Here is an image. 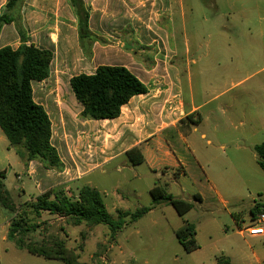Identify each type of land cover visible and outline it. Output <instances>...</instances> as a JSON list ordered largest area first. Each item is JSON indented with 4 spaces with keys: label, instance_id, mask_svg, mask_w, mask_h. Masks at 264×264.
Here are the masks:
<instances>
[{
    "label": "crops",
    "instance_id": "0c3cea01",
    "mask_svg": "<svg viewBox=\"0 0 264 264\" xmlns=\"http://www.w3.org/2000/svg\"><path fill=\"white\" fill-rule=\"evenodd\" d=\"M8 1L0 0V16L5 12ZM237 1L212 0V6L207 4L215 11L216 8L219 10L221 5L228 14L217 10L214 20L203 17V22L209 31L212 29L214 31V33L209 32L205 39L206 59L213 56L214 72L209 75L206 73L205 70L208 68L206 63L202 68V72L204 70L206 75H198L199 84L196 87L192 75H180L179 70L172 64V58L178 52L173 43L179 30V16L182 17L184 29L187 28L188 23L184 0H83L89 14V29L94 36L92 41H88L87 47L90 48L88 54L82 48L79 17L71 6L70 0H27L21 11V27L26 44H33L37 48L51 50L54 53L51 75L45 81L34 82L33 90L35 101L46 109L52 121V143L58 151L63 167L61 170L46 169L38 161L25 162L13 149L17 156L15 165L24 171L16 174L20 185L12 189V191L17 190L18 193L14 192V194L18 196V199L22 200L21 197L24 195L27 197L25 202L34 201L39 195L58 187H63L69 196L77 197L83 185H89L102 194L94 180L87 182L85 180L97 171L108 176L109 171L106 168L114 167L115 164L114 170L116 169L115 171L119 174H123L125 168L135 171L143 165H148L155 176L161 172L166 182L168 173H164V170L174 172V169L171 170L167 165L168 160L171 156L174 158L177 155L171 150L167 133L177 130L178 139L187 144L188 139L193 138V133L200 132L205 122L201 111L211 102L220 101L228 93L236 90L240 91L230 102L221 101V110L223 105L227 108L233 107L235 100L243 95L260 97L261 100L256 104L257 106L254 105L257 108L256 114L243 113L236 118L241 125L244 123L251 125L250 139L252 141L263 138L264 77L256 79V75L264 72V0H243L239 7H237ZM188 11L193 14L195 9L190 5ZM219 21H225V24L222 22L218 28L216 24ZM47 30H54V33L50 34L53 42L57 43L61 38V52L70 62L69 64L78 66L83 61L95 63L97 66L94 72L100 65L123 66L148 87V93L132 98L122 108V113L117 119L81 118L82 106L71 87H60L63 75H53L56 51L46 43L41 34ZM156 31L164 33L163 36L166 38L164 45L168 54L166 52L162 61L170 64L171 75H165L166 70L158 69L154 60L153 50L157 47L155 44H161L153 39ZM116 32L118 36L113 37L112 33ZM22 42L15 23L2 27L0 48L10 46L17 49ZM113 44L120 49L119 63L108 62L110 52L107 50ZM212 47L216 49L213 55ZM255 63L258 65L256 70L253 68ZM74 76L76 75L70 76L69 86ZM53 83L55 87H46ZM185 89L189 100L184 98ZM195 90L204 99L203 104H197ZM193 113H199L202 116V122L196 126L188 125L185 128L188 134L185 135L179 130L181 121ZM253 123L258 124L257 130L254 129ZM91 133H102L103 147L92 152L89 144L88 150L76 152V149L81 150L84 147L82 141H86L87 138L86 136L81 138V134L90 135ZM200 137L207 140L208 144L212 143L207 132H201ZM76 140L78 147L72 148L76 152L72 154L69 145L74 144ZM253 143L255 147L264 142ZM224 147L225 145H221V148ZM132 149H137L132 156L139 160L141 154L144 158L143 162L133 164L127 154ZM121 158L126 160L118 163ZM178 159L183 162L180 158ZM211 173L207 176L204 189L196 195L200 196V202L214 204L215 207H219V212L223 209L229 214L230 224H224L225 227L220 229V232L210 228L205 246L200 244V248L194 251H200L198 264H264V236L252 237L240 231L241 227L252 223L251 210L257 202L255 192L252 190L254 184L243 178L240 171L218 169ZM154 186L149 188V192ZM134 192L140 194L135 190ZM245 192L252 199L246 206L239 205L244 202ZM127 200L124 194L119 193H114L111 197L110 206L116 211V217L112 216L105 204L107 211L114 219L118 218V211L133 213L126 203ZM260 203L264 204V198ZM165 205H167L165 202L158 205L152 204V210L145 216L152 214L155 207ZM230 205L238 206L237 212L229 210ZM125 222V226L118 233L137 221L132 222L131 216H127ZM108 235L110 237V231ZM116 237L113 239L115 240ZM254 242L259 247L257 250L251 248ZM114 246L115 243L108 251L115 256ZM121 264H124V260Z\"/></svg>",
    "mask_w": 264,
    "mask_h": 264
},
{
    "label": "rangeland",
    "instance_id": "374dc122",
    "mask_svg": "<svg viewBox=\"0 0 264 264\" xmlns=\"http://www.w3.org/2000/svg\"><path fill=\"white\" fill-rule=\"evenodd\" d=\"M184 1L188 23L187 28L184 29L182 17L179 16V25L177 24L179 30L173 43L178 52L172 58V64L179 70L180 75H192L194 84L197 87L199 84L198 75H206V73L209 75L214 72L213 56L206 59L207 50L205 47L207 34L209 32L214 33V31L213 29L209 31L203 22V17L214 20L218 8L215 11L214 8L208 7L207 4L212 6V0ZM242 1H237V7L240 6ZM190 5L195 9L193 14L188 11ZM219 10L223 14H228L227 10L221 5H219ZM224 20H226L225 17ZM222 22H217L218 28ZM223 24H225V21ZM193 25H195V29H193ZM51 33H54V30H47L41 34L46 43L56 51L53 75H63L60 87H70L68 81L71 75L94 72L97 66L95 63L83 61L78 66L69 64L70 62L61 52V38L57 43L53 42L50 36ZM163 35L164 33L160 31H156L154 34L153 39L161 43L160 45L156 43L157 47L153 46L156 47L153 50L154 60H156L158 69L166 70L165 75H171L170 64L163 63L164 55L167 52L164 45L166 38ZM112 36L117 37V32L112 33ZM112 40L114 41V39ZM213 40L215 41V37ZM107 51L110 52V60L108 62L119 63L121 56L119 54V47L113 44ZM215 51L216 49L212 47V55ZM170 55L171 53L169 52V57ZM206 63L208 64V68L205 70L207 71L205 73L204 70L202 72V68ZM257 67L258 65L255 63L253 68L256 70ZM262 77H264V72L256 75V79ZM55 86L53 83L46 87ZM239 91L236 90L235 92L228 93L220 101L211 102V104L201 111L205 117V122L200 128V132L193 133V138L188 139L187 144L178 139L177 130L167 133L170 139L171 150L172 152L175 151L177 155L174 158L171 156L168 160L167 165L170 166L171 170L174 169V172L164 170V173H168L166 182L161 176V172H159L158 176H155L148 165H143L135 171L125 168L123 174H119L115 171L116 169L114 170L116 164L114 167L106 168L109 171L108 176L97 171L85 180V182L94 180L95 184H98V189L102 192L103 201L113 217L117 215L116 211L110 206L111 197L114 193L124 194L128 198L126 201L127 205L134 212L140 207L152 206L153 198L149 192V188L155 184L161 186L168 194L177 199L192 202L194 208L188 215L180 216L170 205L157 206L154 208L152 214L128 226L118 233L114 240L111 236L109 237V229L106 226H88L83 224L81 227H74L66 218L48 212H43L38 217L32 213L30 207L25 206L22 208L24 211L23 216H27L26 218H28L30 224L37 225L35 231L25 236L26 243L37 244L38 246L43 244L51 245L55 239H61L65 241L68 248L80 257V262L83 264H121L123 260L124 264H198L200 251L191 254L187 253L177 240L175 232L184 227L186 222L192 223L196 227V238L199 245L205 246V240L211 227L213 231L217 230L220 232V229L225 227L224 224H230V216L223 209L222 212H219V207H215L214 204L202 203L196 201L194 198L197 192L204 189L207 176L211 171L218 169L240 171L243 178L250 180L254 184L252 190L255 192V200L260 203L264 198V172L257 163V154L253 145L255 144L253 142H264V137L256 138L254 139L255 141H252L250 139L251 125L249 123L241 125L236 118L237 115L243 113H248L249 115L256 114L257 108L255 106H257L256 104L259 103L261 98L243 95L238 100H235L236 103H233V107L227 108L223 105V110H221V101L230 102L234 96L238 95ZM184 98L189 100L186 89L184 90ZM195 99L197 104H203L204 102V99L199 96L197 90H195ZM253 124L254 129L257 130L259 128L258 124ZM188 125L189 122L186 121L184 124H181L179 129L185 135L188 134L185 130ZM203 131L209 135V138L212 140L211 144H208L207 140L200 137ZM85 136L87 137L86 141L81 140L84 142V147L81 150L79 148L74 149L76 152L88 150L87 146L89 144L91 145L92 152L98 151L103 147L104 137L102 133L81 134V138ZM221 145H225V147L221 148ZM75 146L78 147L77 140L74 144L69 145L72 154L76 153L72 149ZM13 149L15 148L10 147L7 137L0 128V170L6 171V190L10 192L14 200H17L18 196L14 192H18L17 190L12 191V189H16L14 186L20 185V182H17L16 174H21L24 171L15 165L17 156L15 154L16 149ZM125 160V158H121L118 160V163ZM134 190L140 194H136ZM21 198L22 200L18 199L15 201L19 206L25 203L27 197L22 195ZM251 199V196L246 195L244 202H241L239 205L246 206ZM237 208L238 206L230 205L229 210L235 212ZM212 211L214 212L213 214ZM13 217L14 215L9 210L0 205L1 264H64L58 260H49L32 255L25 250L17 248L13 242L9 241L7 235ZM114 243L115 256L108 251ZM251 248L252 250H257L259 247L254 242Z\"/></svg>",
    "mask_w": 264,
    "mask_h": 264
},
{
    "label": "trees",
    "instance_id": "16d2710c",
    "mask_svg": "<svg viewBox=\"0 0 264 264\" xmlns=\"http://www.w3.org/2000/svg\"><path fill=\"white\" fill-rule=\"evenodd\" d=\"M27 0H9L5 12L0 16V32L4 25L15 23L22 44L13 49L10 46L0 48V128L7 137L10 147L16 149L19 157L25 162L38 161L46 169L61 170L63 164L57 149L52 143L53 125L46 109L34 99V82H42L51 75L54 53L51 50L40 49L33 44L27 45L25 34L21 27V11ZM70 4L79 17V36L82 48L86 54L90 48L88 41L94 36L89 29V14L83 0H70ZM70 87L82 106L81 118L92 120H114L120 117L122 108L132 98L148 93V87L133 72L123 66L100 65L93 74L81 73L70 80ZM189 126L202 122L199 113L188 115ZM257 163L264 172V143L256 145ZM137 149L127 152L133 164L144 161L140 154L136 160L132 154ZM6 171L0 170V205L13 215L7 239L21 250L49 260H58L64 264H83L80 257L65 241L55 239L51 245L26 243L25 236L36 230L27 216H23V207H30L32 213L41 216L43 212L66 218L73 226H106L110 236L115 238L125 226V217L131 216L135 222L149 213L153 207H143L133 213L118 211L114 219L107 211L101 193L89 185H83L77 197L69 196L63 187L51 189L39 195L34 201H27L20 206L13 200L5 185ZM153 205L165 202L172 206L180 216L189 213L194 204L168 194L156 184L150 191ZM200 201L199 195L194 196ZM264 213V204L255 203L251 210L252 221ZM179 243L187 253L200 248L196 239V227L186 222V225L175 232ZM1 264V261H0Z\"/></svg>",
    "mask_w": 264,
    "mask_h": 264
},
{
    "label": "built area",
    "instance_id": "2783aa9c",
    "mask_svg": "<svg viewBox=\"0 0 264 264\" xmlns=\"http://www.w3.org/2000/svg\"><path fill=\"white\" fill-rule=\"evenodd\" d=\"M240 231L252 237L264 236V213L258 215L250 225L241 227Z\"/></svg>",
    "mask_w": 264,
    "mask_h": 264
}]
</instances>
